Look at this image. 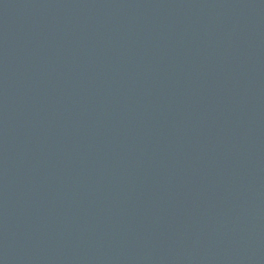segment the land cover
Wrapping results in <instances>:
<instances>
[{
    "label": "water",
    "instance_id": "water-1",
    "mask_svg": "<svg viewBox=\"0 0 264 264\" xmlns=\"http://www.w3.org/2000/svg\"><path fill=\"white\" fill-rule=\"evenodd\" d=\"M0 264H264V0H0Z\"/></svg>",
    "mask_w": 264,
    "mask_h": 264
}]
</instances>
